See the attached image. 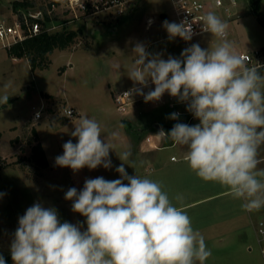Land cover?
<instances>
[{"label": "clouds", "instance_id": "9594fccd", "mask_svg": "<svg viewBox=\"0 0 264 264\" xmlns=\"http://www.w3.org/2000/svg\"><path fill=\"white\" fill-rule=\"evenodd\" d=\"M163 27L170 39L190 41L194 35L187 21H164ZM228 28L209 11L202 17L201 31L219 43L207 49L192 44L180 58L163 59L138 43L128 77L139 87L124 95H141L150 102L167 92L187 102L199 123H176L170 132L161 128L157 136L185 149L184 160L198 178L225 187L232 198L243 201L245 210L258 211L264 208V169L258 168L264 145V75L249 66V57L236 53ZM149 82L154 90L145 93ZM178 117L172 113L169 118ZM71 135L77 142L63 144L57 166L74 172L112 167L109 153L118 133L106 139L96 119L81 115ZM118 157L129 160L131 151ZM124 164L115 169L121 179H86L82 190L72 187L65 193L73 201V212L86 218L84 231L61 223L54 208L41 203L29 207L19 217L11 243L14 264H205L211 251L193 228L184 197L176 195L179 206L174 204L160 182L129 176ZM0 264H6L3 256Z\"/></svg>", "mask_w": 264, "mask_h": 264}, {"label": "rangeland", "instance_id": "374dc122", "mask_svg": "<svg viewBox=\"0 0 264 264\" xmlns=\"http://www.w3.org/2000/svg\"><path fill=\"white\" fill-rule=\"evenodd\" d=\"M43 2L44 0H33L28 20L34 19V13L38 9L45 12ZM250 2L251 0H243L242 4L244 6L239 9L241 17L238 23H236L237 27H235V32L243 48H247L250 46V43H253L255 40L257 41V39L264 43V28L249 12L251 8ZM11 9L12 0H0V19L4 18L7 21H11ZM129 9H131L129 12L131 14L128 15L127 21L116 31L112 30L111 22L114 17L111 19V15H109L108 21H98L100 26L96 30H93L95 32H88L90 36L89 43L87 39L85 40V36L81 34L82 30L79 28V25L84 23L83 21L86 17L77 18L68 12H64L62 15L58 14L60 15L59 19L52 21L59 24L58 29L62 28L61 21L67 20L65 25L70 29L78 30L74 36V42L67 46V48L77 49H54L49 56L51 63L44 69H32L26 57L14 59L8 56L6 48L0 44V135L3 134L0 139V152L3 146H6L2 144L6 142V138L11 134L9 132L10 126L17 124L21 128L24 122L29 121L32 117L34 109H39L40 107L43 108V116L36 122V125L40 122L38 128L43 138L46 139V132L52 128L51 120H60V116H58L59 112L63 107H66L63 104L64 100L60 97H55L53 94L66 97L70 104L78 106L80 110L86 108L88 114L85 116L88 118H91L92 112L95 114L98 112L97 109H101L100 120L105 127L115 126L116 128L117 125H124L129 120L130 125L128 127L133 131L136 143L139 144L144 136L142 134L143 128L151 126L152 122L164 116L166 111L160 107L151 108L144 105H136L134 113L130 114L131 116L129 115V119L125 118L124 120L116 110L111 90L121 89L134 84L128 77V71L136 58L133 53L135 44H143L147 52L151 54L161 53V57H167L162 55V53L166 52L162 48V45L165 44L172 47L168 52L177 57L181 55V52L185 48L195 44V40L205 38V36L191 39L190 41H185L180 37L170 39L166 29L160 32L157 31L160 27V23L158 22L151 28H145L147 16L155 15L156 19H162V12L170 14L169 0H133L127 7L125 14ZM62 11L63 8H61L60 13ZM150 41L151 43L149 44ZM176 46L179 49L174 50L173 47ZM262 63L261 66L264 65V62ZM70 64L73 65L70 66ZM61 67L65 68V71H60ZM45 91L52 93V97H47L50 101L43 95L42 92ZM143 91L147 90L143 89ZM4 97H8L7 103H4ZM46 102L49 104H46ZM50 110L55 113L54 116H50ZM76 121H78L76 118L72 120V122ZM32 127L35 128V125L31 126L30 123L25 124L21 129V136H16L17 138H15L16 148L14 147V143L12 148L7 145L4 151L1 152L2 155H0L1 168L14 166L17 170H22L24 180L30 185V182L34 181L42 173L41 168L36 166L31 160V146L33 143H29L30 138H34L35 142L39 141L36 135L33 137ZM105 130L110 134L111 130ZM178 149L175 147L165 148L161 151H140L138 149V163L143 167L150 162L156 163L157 157H160L162 162L160 163V169L158 168L150 176H153L151 177L152 180L160 182L162 188H168L172 184L177 185V181H183V184L185 182L187 186L224 188L218 183L205 182L198 178L190 170L185 160H180L175 165H172L179 168L177 170L181 171L183 179H180V175H170L167 177L163 173L169 172L168 165L165 163L170 154L178 152ZM3 153L6 155L5 157ZM111 156L112 154H109V157ZM125 161H113L111 164L113 167L114 165L120 166L122 163H125L124 167H128ZM137 171L139 169L136 166L134 173H137ZM0 176L6 175L3 172L0 173ZM118 176V179H121L119 173ZM11 177V184H14V174ZM165 179L166 181H164ZM67 182L65 181L64 189L68 191L70 186ZM12 186L9 189L0 180V193L3 194L0 195V221H3L5 218L8 219L13 211L17 209L16 207L14 208L16 203L13 204L16 194L18 195L15 197V201L19 198L21 199V197L27 200V197L22 196L24 189L21 186ZM13 193L14 196L12 195ZM30 193L34 197V189H30ZM0 232H2V227H0ZM11 238L12 236L8 238V241ZM11 243L12 241L9 242V244ZM262 243L264 244V240ZM213 255L205 261V264H264L260 246L256 241L253 243L252 250L217 249Z\"/></svg>", "mask_w": 264, "mask_h": 264}, {"label": "crops", "instance_id": "0c3cea01", "mask_svg": "<svg viewBox=\"0 0 264 264\" xmlns=\"http://www.w3.org/2000/svg\"><path fill=\"white\" fill-rule=\"evenodd\" d=\"M248 1V0H247ZM170 2V14L167 12H162V19H156V16L149 15L146 17L145 21V28H151L156 22L160 23V27L157 30L158 32L164 30L163 22H175L177 23L176 16L173 11V7ZM243 0H238V4L236 7H234L231 11V14L227 11L217 8L214 5L210 7L209 11L215 12L218 16H220L224 21H226L229 25L228 28V40L231 41L234 45V49L237 54H239L242 51L251 52L254 55V60L249 65L258 67H264L261 66L264 62V43L260 42V40L257 39L253 43H250V46L247 48H243L241 46V43L239 41V38L235 32V27H237L236 23H238L241 13L239 9L244 6ZM249 3V2H248ZM251 3V2H250ZM251 5V4H250ZM252 8V7H251ZM249 9V12L256 18V16L252 13V9ZM129 11L122 16H119L117 18H114L111 22L112 24V30L116 31L119 27L124 25L127 21ZM246 10V9H245ZM247 12V11H246ZM260 12L264 16V0H261V6H260ZM95 17V18H94ZM114 17V14L111 15V19ZM257 19V18H256ZM100 20H109V14L107 13H101L98 15H94L91 17H87L84 19V23L80 24L79 28L82 30L81 34L85 36V40L87 39V42L89 39V33L88 32H95L93 30H96L100 24L98 21ZM258 20V19H257ZM259 22V21H258ZM234 23V24H233ZM260 24V23H259ZM117 26V28H116ZM262 26V25H261ZM263 27V26H262ZM264 28V27H263ZM262 32V31H261ZM263 33V32H262ZM264 34V33H263ZM201 36H205V38H198ZM149 38V37H148ZM147 38V40H148ZM198 38L194 41V43H198L201 48L207 49L209 46H213L216 43H219V40L216 38H213L211 33H203L197 36L192 37V39ZM264 38V36H263ZM89 43V42H88ZM151 41L149 42V44ZM137 43L135 44V46ZM163 49L166 51L165 53H162L163 59H167L169 56H173L170 52V48L165 44L162 45ZM63 49H72V48H63ZM77 49V48H73ZM72 49V50H73ZM174 50L179 49L177 46L173 47ZM7 52V51H6ZM161 55V53H160ZM9 56V55H8ZM180 56H175V58H180ZM14 59L17 57H13ZM73 64H70L72 66ZM38 69V68H37ZM65 71V68L63 69ZM264 75V72L262 73ZM136 86L134 84L130 86H126L124 88ZM154 85L149 82V86L144 88L145 90H154ZM121 88V89H124ZM121 89H112L111 92H113V95L115 92L121 90ZM115 90V91H114ZM42 93H48L52 94L49 91H45ZM55 97H60L64 100L63 104L66 105V107H74L78 110L79 115L75 117L78 121L72 122L75 118H67L64 115V108L59 112V119L60 120H51V127L50 130H48L45 136L46 139L43 138L41 135V132L39 130L40 122L35 125L37 137L39 138V142L42 144V147L45 151L47 160H48V166L45 168H41L42 173L34 179V181L30 182L31 185L24 180L22 174V170H17L14 166H7V167H0V173H3L6 176H0L2 183L4 182L5 186L9 189H11L13 186H21L22 189H24V192L22 193V196L27 197V200L25 198L15 201V197L18 195L16 194L14 196V193L12 194L14 196V203L17 209L13 211L12 215L8 217V219H4L3 221H0V227H2V232H0V256H10L9 263L14 264L12 257H11V244H9L10 241H13L15 231L18 227L17 219L24 215L26 210L33 206L35 203H41L43 207L45 208H54L57 213L58 217L63 222H69L74 225L81 226V230H86V218L80 215L79 213H75L72 210V203L71 200L65 199V193L67 190L64 189L65 187V181L70 186V188L75 187L77 191L83 189L84 182L86 179H94L96 177H103L106 180H114L115 178L118 179V172H116V167L118 165H114L113 167L109 169H105L103 166H99L96 169L90 170L87 167L79 170L78 172H74L72 169L68 167H60L57 166L55 163V158L59 155L63 154V144L67 141L71 140L73 143L77 142V138L73 137L71 133L75 129V125L79 122V117L81 115L88 114V110L86 108H80L76 105L70 104V102L67 101L66 97L58 96L57 94H53ZM46 97V96H45ZM47 98V97H46ZM49 101L50 99L47 98ZM46 104H49L46 102ZM79 108V109H78ZM98 112L95 114L91 113V118L96 119L101 127H102V135L106 139H111V134L113 132L118 133V136L115 140H112L114 143V149L110 150L109 154H112L110 158L111 163L119 162L121 161L119 159V155L124 150H130L131 151V157L129 160H126L128 167H125L126 172L129 176L138 175L141 178H149L152 173H155L157 169H160V157H157V162H150L148 165L141 166L139 162V150L140 151H161L160 150H148L144 143L145 136L153 132L154 129L152 128L153 122L158 120L155 119L151 126L144 127L142 130V134L144 135L142 140H140L139 144L136 143V140L134 138L133 131L129 129L130 121L127 120V122L123 125V127H120V125H117L113 127H105L104 124L100 120V115L102 113L101 109H97ZM117 110V108H116ZM118 111V110H117ZM119 112V111H118ZM134 113V109L131 112L128 113H120L121 118L125 120L129 119V115ZM50 116H54L55 113L49 111ZM125 116V117H123ZM131 116V115H130ZM165 116H162L159 119H162ZM48 118V117H47ZM56 118V117H55ZM32 117L29 119V121H25L22 125L25 126V124L30 123L31 125ZM123 123V121H122ZM21 128L18 127L17 124L10 126V135L6 138V142L2 145H8V147H13V143L15 144L14 147L16 148V136H21ZM29 128V126H27ZM111 130L110 134L105 130ZM105 130V132H104ZM50 131V132H49ZM49 132V134H48ZM2 135H0V139L2 138ZM168 140L164 139V143H167ZM1 149V152L4 151L5 147ZM7 147V148H8ZM176 148V147H175ZM139 149V150H138ZM138 150V151H137ZM0 152V155L2 153ZM176 154L178 156H181L184 154V150L182 148L178 149V152L172 153ZM3 156L6 155L3 153ZM161 156V155H160ZM171 154L168 157V160L165 164L168 165L169 172L165 173L163 172L167 177L170 175H180V179H183V176L181 174L180 170H177L179 168L174 167L172 165H175L178 161L184 160L183 158H180L178 160H171ZM258 159L260 160V166L261 169H264V145H261L259 149V155ZM130 161V162H128ZM129 163V164H128ZM138 167L139 171L137 173H134V169ZM14 167V168H13ZM12 168V169H11ZM12 170V171H10ZM150 170V171H149ZM12 174H14V184L12 183ZM166 181V179L164 180ZM127 183V181H125ZM177 185L172 184L168 188H163L164 191L168 192L169 197L172 198V202L174 204L178 205V202L174 199L176 195H182L184 197V208L187 211L188 215L190 216L192 220V226L194 229L198 230L204 237L205 243L207 248L211 251V257L214 256L213 253L217 249H234L236 251H239V249L242 250H252L253 249V243L256 241L261 250V242L260 241V235L258 233V223L259 221H264V208H261L258 211H247L242 207V200L234 199L232 196L228 194V190L224 187L223 189H216V188H208L204 186H187V183L183 181H177ZM222 187V186H221ZM30 189H34V197L30 193ZM69 190V189H68ZM30 195V197H29ZM221 200V202H220ZM179 206V205H178ZM10 241H8V238Z\"/></svg>", "mask_w": 264, "mask_h": 264}, {"label": "built area", "instance_id": "2783aa9c", "mask_svg": "<svg viewBox=\"0 0 264 264\" xmlns=\"http://www.w3.org/2000/svg\"><path fill=\"white\" fill-rule=\"evenodd\" d=\"M133 0H44V11L38 9L34 13V19L28 20L32 7H17L11 9V21L0 19V44L7 48L11 45L23 40L28 35L36 34L42 28L48 31H53L59 28V24L55 22H46L45 16L50 17L60 16L64 12L73 14L74 17L87 18L101 13L109 15L114 14V18L125 14L127 7ZM174 14L177 23L187 21L191 24L193 29V37L203 34L201 31L202 17L209 12L210 7L214 5L217 8L223 9L231 14L234 7L237 6L238 0H171ZM61 8L63 11L60 13ZM60 14V15H58ZM67 20H65L66 22ZM242 56L249 57V64L253 62L254 55L251 52L242 51L239 53ZM139 87V85L121 89L114 93L113 99L117 110L120 113L131 112L136 105H144L145 107H160L165 109L166 114L162 119L153 122V132L148 133L144 138L145 146L148 150H160L170 147L182 148L181 146L173 144L170 140L164 143V139L157 136L161 128L167 133L170 132L176 123H186L189 126L196 125L199 120L187 110V102H180L177 98L171 97L167 92L162 96L159 101L145 102L143 96L133 94L130 97L124 93ZM150 90L144 91L147 93ZM172 113H178L179 117L176 120L170 119ZM64 115L67 118H75L79 115L78 110L74 107H65ZM43 108L34 109L32 115L31 126L36 125V122L42 118ZM183 149V148H182ZM185 152V149H183ZM171 160L184 159V154L178 156L171 155ZM19 220V219H18ZM17 220V222H18ZM258 233L260 241L264 240V221L258 223ZM261 253L264 260V244L261 245Z\"/></svg>", "mask_w": 264, "mask_h": 264}, {"label": "trees", "instance_id": "16d2710c", "mask_svg": "<svg viewBox=\"0 0 264 264\" xmlns=\"http://www.w3.org/2000/svg\"><path fill=\"white\" fill-rule=\"evenodd\" d=\"M33 5V0H12V7H29ZM261 0H251L252 13L256 16L259 23L264 27V16L260 12ZM58 16L50 17L46 15V22H51L53 20H58ZM62 22V28L53 31H48L42 28L38 33L28 35L23 40L11 45L6 48L7 54L11 57H26L30 63L32 69H44L47 68L50 63V53L56 49H63L74 42V36L77 34L78 30L70 29L66 24L65 20ZM64 23V24H63ZM63 67L60 71H63ZM260 73L264 72V67L257 68ZM46 97H52L51 94L43 93ZM33 137L37 133L34 127H32ZM34 138H30L29 143H33L31 146V160L34 164L40 168H45L48 166V160L42 144ZM35 142V143H34ZM1 167V165H0ZM6 264L9 263L10 256H3Z\"/></svg>", "mask_w": 264, "mask_h": 264}]
</instances>
